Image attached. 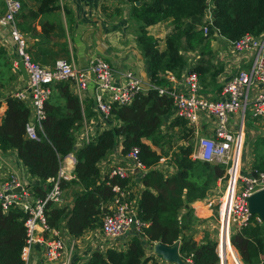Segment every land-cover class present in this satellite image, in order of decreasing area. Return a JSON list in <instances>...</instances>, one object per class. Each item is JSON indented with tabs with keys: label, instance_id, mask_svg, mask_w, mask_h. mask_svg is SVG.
Returning <instances> with one entry per match:
<instances>
[{
	"label": "trees",
	"instance_id": "16d2710c",
	"mask_svg": "<svg viewBox=\"0 0 264 264\" xmlns=\"http://www.w3.org/2000/svg\"><path fill=\"white\" fill-rule=\"evenodd\" d=\"M19 1L25 9L23 0ZM35 1L38 3L36 10H28L34 18L59 8L56 0ZM126 1L131 6L130 17L136 23L137 43L155 85L168 84L165 74L180 77L188 64L187 52L201 50L204 55L214 33L227 41L237 40L245 34L257 37L264 33V0H211L210 23L204 18L206 0ZM24 13L25 10L18 17L24 18ZM162 21H169L172 29L165 37V48L160 50L158 39L149 34L147 28ZM21 23L18 22L17 27L23 28ZM203 25L208 27L206 35L201 28ZM52 27L53 24L41 22L44 41L50 39ZM30 29L35 30L34 27ZM2 51L0 48V54ZM11 66L8 65L7 71ZM189 71L198 73L201 80L209 74L213 76L210 59L203 56L190 66ZM8 77L13 79V73ZM2 84L0 80V86ZM53 88L59 92L58 100L51 94L46 102V116L41 129L36 132L38 139H31L26 133L30 116L27 101L7 95L0 117V150L15 149L29 173L39 179L29 185L33 195L44 196L48 187L44 188L45 182L56 176L62 160L70 154L75 158L74 178L61 183L65 189L71 188L73 203L62 207L50 205L49 226L64 229L74 238L87 229L99 228L107 203L113 199L112 185L115 183L129 191V200L136 198L137 217L147 224L140 232H131L125 248L95 250L80 264H166L147 247L155 242L172 245L177 240L183 259L190 257L195 264H218L216 243L210 234L206 232L201 241L191 232L202 220L193 214L189 204L204 199L215 189L216 180L224 174V167L192 159V144L188 142L173 152L170 162L175 169L166 174L157 168L161 154L145 141L158 147L174 131L183 141L189 140L190 130L185 121L170 119L172 97L150 89L137 94L128 105H112L110 118L114 124L97 133L92 140L76 146L75 131L82 126L85 108L69 83L60 81ZM132 147L139 149L138 158L148 168L140 178L143 188L137 197L131 191L136 185L135 179L109 178L101 169V162L110 154L117 152L122 156ZM251 156V168L264 172V135L255 137ZM26 216L17 208L3 211L0 207V264H25L21 253L26 239ZM185 230L190 232L185 233ZM230 240L243 264H264V225L241 228Z\"/></svg>",
	"mask_w": 264,
	"mask_h": 264
},
{
	"label": "built area",
	"instance_id": "2783aa9c",
	"mask_svg": "<svg viewBox=\"0 0 264 264\" xmlns=\"http://www.w3.org/2000/svg\"><path fill=\"white\" fill-rule=\"evenodd\" d=\"M3 1L5 9L0 15V25L8 28L15 43L17 60L23 62L27 73L25 88L12 94L29 103L27 136L38 139L36 132L41 129L46 116L45 104L52 94V86L60 81L69 83L78 97L93 83L95 111L102 118L110 117L112 105H128L140 92L156 89L160 95L172 97L170 119L184 120L190 130V157L224 167V174L216 180L215 189L199 201L215 217L213 239L216 252L223 264H226L227 248L231 247L233 251L235 249L231 244V235L250 225H264L263 220L258 215L251 214L248 208V197L264 188V172L253 170L251 161L249 167L243 161L246 111H249L253 119H264V33L257 37L245 34L237 40L229 41L236 54L252 52V56L248 66L237 69L223 83L219 97L212 98L202 91L198 74L186 69L180 77L165 74L168 84L155 85L143 82L132 72L123 73L122 81L116 80L110 64L98 56L93 57L87 66H77L62 58L56 59L52 66L41 65L31 58L27 40L17 27L16 16L21 9V2ZM212 7L211 0H206L205 10L208 15L205 13L204 18L209 23L212 20ZM201 28L206 35L207 25ZM214 35L217 36V33ZM93 138V135L81 134L79 141L87 142ZM185 142L187 144L188 140ZM138 151L137 147H132L122 156L112 154L106 167L108 177L135 179V172H138L137 176L141 178L148 168L140 162ZM69 158L74 163L72 157ZM166 159L171 160V157H161L157 168ZM172 164L169 161L164 165L166 174L174 171ZM251 171H255L258 177H252ZM74 176L73 169H68L61 162L56 176L46 180L44 188L48 187L44 196L33 195L30 184H22L13 174L0 184L1 209L8 211L10 208H17L27 214L24 219L26 239L21 253L25 264L34 244L43 246L46 264H72L73 236L64 230L50 227L47 220L50 205H67L65 188L61 183ZM18 187L20 190L16 191ZM112 191L113 199L107 203V211L102 216L99 231L108 239L110 247L118 248L117 239L120 236L127 232L138 233L147 224L138 219L137 200H129L128 190L115 183ZM147 249L153 252L152 245ZM183 260L185 264H195L190 257Z\"/></svg>",
	"mask_w": 264,
	"mask_h": 264
},
{
	"label": "crops",
	"instance_id": "0c3cea01",
	"mask_svg": "<svg viewBox=\"0 0 264 264\" xmlns=\"http://www.w3.org/2000/svg\"><path fill=\"white\" fill-rule=\"evenodd\" d=\"M56 3L59 6L57 10L40 14L37 18H34L28 10H36L38 5L37 1L23 0L25 9L24 7L22 9L21 6L16 16L17 25L18 22H22L21 24H23V28H18L27 40L28 52L34 61L44 66H52L56 59L62 58L77 66H87L93 57L98 56L110 64L116 80L122 81L123 73L132 72L143 82L153 83L148 65L137 43L136 23L130 17L131 6L126 0H56ZM4 9V1L0 0V15L4 12ZM24 10L25 17H18ZM41 22H48L54 25V27L50 28V39L48 41L42 39ZM167 23L169 24V21L165 23L159 22L147 28L148 33L158 39L160 50L165 48V37L171 27L167 26ZM31 27H34L35 30H31ZM211 46L214 49L215 56L214 58H208L211 62L213 76L209 74L204 76L202 80L199 77V80L201 86L204 84L210 89L211 93L209 95L212 98H218L223 83L237 69L248 66L252 52L236 54L231 49L229 41L219 34L217 36L214 35L209 40L208 47ZM0 48L3 50L0 54V60H2L0 64L2 66L12 64L11 72L15 77L8 88L0 86L1 117L5 109L4 98L18 90H23L26 79H23L21 72L17 68L18 60L15 52V43L9 35V30L1 25ZM200 51H192L193 53L187 52L192 54L187 59L188 64H186V70H189L190 66L199 59L198 57L203 56L205 58V54L202 55ZM196 52L198 54H195ZM58 93V90L53 88L52 98L58 100ZM79 99L81 100L83 109L85 108V117L82 126L75 131L77 139L76 146L84 142L83 140L79 141L81 134L93 135L95 137L97 133L114 124L112 118L99 117L98 113L95 112L93 83L88 85V88ZM258 123L264 124V119L258 120ZM145 141L154 149H157L149 140ZM112 154L116 155L117 152ZM112 154L107 157L108 159L106 158V160L101 162L103 172L106 171L108 161H110ZM69 157L70 155L66 156L62 162L67 165L68 169L72 170L74 169V163H71ZM11 174L17 176L20 182L25 185L35 184L39 181L36 176L29 173L28 168L18 159L15 149L0 150V184ZM135 175L136 185L132 186L131 191L134 192L133 194L135 196H138L143 188V184L140 178H138L139 173L135 172ZM136 178L139 180H136ZM65 196L67 205L71 206L73 203L71 188L65 189ZM197 204L206 210L198 212ZM189 206L192 208L194 206L196 207L193 214L202 220V222L194 225L196 231L198 229V239L201 238L202 231H213L216 226L213 220L215 217L210 210L203 206V202L197 200L190 203ZM184 211L185 208L182 209V212ZM189 232L185 230V233ZM130 235L131 232H127L117 239L118 248H125L128 245ZM71 239L74 242L71 258L72 264H80L88 260L91 253L95 250L104 252L110 247L108 239L101 234L99 228L87 229L80 238L72 237ZM228 248L229 254L233 257L231 264H239L238 261L243 264L237 250L234 249L233 251L231 247ZM165 263L169 264L167 262ZM27 264H46L42 245L34 244L32 246Z\"/></svg>",
	"mask_w": 264,
	"mask_h": 264
},
{
	"label": "rangeland",
	"instance_id": "374dc122",
	"mask_svg": "<svg viewBox=\"0 0 264 264\" xmlns=\"http://www.w3.org/2000/svg\"><path fill=\"white\" fill-rule=\"evenodd\" d=\"M166 21H162V23H165ZM170 24V25H169ZM167 23V26H171L169 28V32H171L172 29V25L171 23ZM197 29L199 28L198 26L196 27ZM158 45H160V43L158 42ZM193 53V52H192ZM192 53H187V59L189 58L190 54ZM195 54H198V52H196ZM214 49L211 47H208L207 50L205 51V58L211 57L214 58ZM200 58V57H198ZM2 61V60H0ZM7 67L8 65H4L2 66L0 64V80L3 83L1 87H6L8 88L10 86V83L14 81L15 77L13 75V79L9 78V74H11V69L7 71ZM202 89L204 91L205 94H210L211 91L210 89H208L207 86H205L204 84H202ZM254 121V122H253ZM244 126H243V131H244V159L243 161L246 163V166L249 167V163L251 161V147H252V142L254 141L255 137L258 135H264V124L258 123V120L253 119L250 114L249 111H246V115H245V121H244ZM189 140H191V138H189ZM188 140V142H189ZM183 143H186L185 141L182 140L181 135L178 132H172L170 135L167 136V138L165 139V142H163L160 146L156 147L157 151L161 154V157H171L173 152L177 151L179 146L182 145ZM170 160L166 159V161H164V163H161L158 168L161 170H165V164L169 163ZM214 220V219H213ZM215 221V220H214ZM204 230V229H203ZM190 231V230H189ZM198 231V229H197ZM196 229H192L191 232L193 234V236L195 238H198L199 234H197ZM206 233V231H202L201 232V238H199V240H203L202 237L204 236V234ZM208 234H210L211 238H214V229L213 231H208ZM148 248V247H147ZM228 249V248H227ZM157 257V256H156ZM227 261L230 262L228 264H231V262H233L232 260V256L229 254L227 256ZM239 264H241L238 261ZM218 264H223V261L219 258V262Z\"/></svg>",
	"mask_w": 264,
	"mask_h": 264
},
{
	"label": "water",
	"instance_id": "95a60500",
	"mask_svg": "<svg viewBox=\"0 0 264 264\" xmlns=\"http://www.w3.org/2000/svg\"><path fill=\"white\" fill-rule=\"evenodd\" d=\"M139 2H136L138 4ZM206 15L208 11L205 10ZM17 68L21 72L23 79L27 78L26 69L21 60L17 62ZM75 162L74 156L70 155ZM251 176L254 178L258 177V174L255 171H251ZM136 180H139L136 178ZM20 188H16V191H19ZM248 208L251 214L258 215L264 223V188L258 190L251 194L248 197ZM180 241H175L172 245L163 244L161 242H155L152 244L153 253L164 262L173 263V264H185L183 258L179 253Z\"/></svg>",
	"mask_w": 264,
	"mask_h": 264
},
{
	"label": "bare ground",
	"instance_id": "6f19581e",
	"mask_svg": "<svg viewBox=\"0 0 264 264\" xmlns=\"http://www.w3.org/2000/svg\"><path fill=\"white\" fill-rule=\"evenodd\" d=\"M197 206V209H198V212H202L204 210H206L205 208H203L201 205H196ZM229 255V248L227 249V255H226V264H228L229 262L227 261V256Z\"/></svg>",
	"mask_w": 264,
	"mask_h": 264
}]
</instances>
